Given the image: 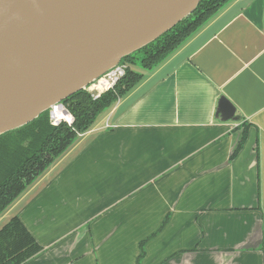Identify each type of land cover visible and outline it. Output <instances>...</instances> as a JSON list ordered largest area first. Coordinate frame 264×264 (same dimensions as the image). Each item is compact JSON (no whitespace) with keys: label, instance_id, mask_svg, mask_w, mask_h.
Instances as JSON below:
<instances>
[{"label":"crops","instance_id":"crops-1","mask_svg":"<svg viewBox=\"0 0 264 264\" xmlns=\"http://www.w3.org/2000/svg\"><path fill=\"white\" fill-rule=\"evenodd\" d=\"M141 73L0 229L18 217L44 248L25 264H138L157 232L142 264H264V0H232Z\"/></svg>","mask_w":264,"mask_h":264},{"label":"water","instance_id":"water-1","mask_svg":"<svg viewBox=\"0 0 264 264\" xmlns=\"http://www.w3.org/2000/svg\"><path fill=\"white\" fill-rule=\"evenodd\" d=\"M202 0H0V137L87 90ZM221 97L218 116L236 121Z\"/></svg>","mask_w":264,"mask_h":264},{"label":"trees","instance_id":"trees-1","mask_svg":"<svg viewBox=\"0 0 264 264\" xmlns=\"http://www.w3.org/2000/svg\"><path fill=\"white\" fill-rule=\"evenodd\" d=\"M232 0H202L197 11L174 29L123 59L121 64L129 65L125 76L112 90L104 91L100 98L94 99L88 90L78 92L67 98L62 104L72 114V125L62 123L53 126L49 112L43 113L33 123L6 133L0 137V216L15 204L20 196L36 183L54 163L64 156L78 141L80 136L92 128L110 113L117 102L127 96L144 79L136 71L135 55L144 52L141 68L150 71L166 62L185 42L210 22L222 8ZM245 139V135L241 142ZM242 148L238 147L235 154ZM168 219L160 227L161 231ZM158 232L155 235H157ZM152 236L151 238H153ZM149 238V239H151ZM140 243L141 253L138 264L146 255L145 244ZM44 251L26 229L18 217L12 218L0 229V264H25Z\"/></svg>","mask_w":264,"mask_h":264},{"label":"built area","instance_id":"built-area-1","mask_svg":"<svg viewBox=\"0 0 264 264\" xmlns=\"http://www.w3.org/2000/svg\"><path fill=\"white\" fill-rule=\"evenodd\" d=\"M128 69H129V65L120 64L114 70L110 71L102 78H100V81L95 83L94 86L100 85L101 82L103 81V85L107 86L105 91L112 90L117 85V83L125 76ZM90 88L88 89L91 92V96H93L94 99L100 98L101 92L99 93L98 91H91ZM49 114H50V123L53 126H59L62 123L72 125L74 122V118L72 114L68 112V110L63 104L54 106L49 112Z\"/></svg>","mask_w":264,"mask_h":264},{"label":"rangeland","instance_id":"rangeland-1","mask_svg":"<svg viewBox=\"0 0 264 264\" xmlns=\"http://www.w3.org/2000/svg\"><path fill=\"white\" fill-rule=\"evenodd\" d=\"M137 58H139V59H142V58H144V52H139V53H137L136 55H135ZM139 59H136L135 61H136V64L135 65H133V68L132 69H135L136 71H138V72H142L143 70H142V68H141V61H139ZM88 91H89V89H87ZM90 92V91H89ZM104 92V91H103ZM91 93V92H90ZM102 93V92H101Z\"/></svg>","mask_w":264,"mask_h":264},{"label":"bare ground","instance_id":"bare-ground-1","mask_svg":"<svg viewBox=\"0 0 264 264\" xmlns=\"http://www.w3.org/2000/svg\"><path fill=\"white\" fill-rule=\"evenodd\" d=\"M96 85H97V84H96ZM106 88H107V86H106V85H103V81H102L101 84L98 85V86H94V85H93V86L90 88V90H91V91H98V92L100 93V92L105 91Z\"/></svg>","mask_w":264,"mask_h":264}]
</instances>
